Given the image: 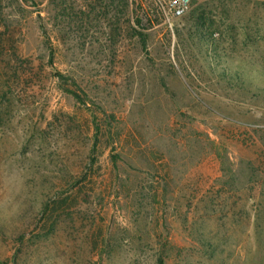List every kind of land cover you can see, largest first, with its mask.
Instances as JSON below:
<instances>
[{
  "label": "rangeland",
  "instance_id": "obj_1",
  "mask_svg": "<svg viewBox=\"0 0 264 264\" xmlns=\"http://www.w3.org/2000/svg\"><path fill=\"white\" fill-rule=\"evenodd\" d=\"M168 1L0 0V264H264V0Z\"/></svg>",
  "mask_w": 264,
  "mask_h": 264
},
{
  "label": "built area",
  "instance_id": "obj_2",
  "mask_svg": "<svg viewBox=\"0 0 264 264\" xmlns=\"http://www.w3.org/2000/svg\"><path fill=\"white\" fill-rule=\"evenodd\" d=\"M196 0H169L168 10L174 18H181Z\"/></svg>",
  "mask_w": 264,
  "mask_h": 264
},
{
  "label": "trees",
  "instance_id": "obj_3",
  "mask_svg": "<svg viewBox=\"0 0 264 264\" xmlns=\"http://www.w3.org/2000/svg\"><path fill=\"white\" fill-rule=\"evenodd\" d=\"M53 56H54V54L52 53V51H51V53H50V65L52 66L53 65ZM57 77H58V79L60 80V81H66L67 80V78L62 74V73H60V72H58L57 74ZM69 94H71V95H73L75 98H77L79 101H81V102H84V100H82V98H81V96L79 95V94H77L75 91H73V90H70V89H68V90H66ZM96 132H95V138H98V132L100 131L99 130V128L98 127H96ZM96 146H97V144H94V147H93V151H92V153H94L95 152V150H96ZM160 264H163V262H162V260L159 262Z\"/></svg>",
  "mask_w": 264,
  "mask_h": 264
}]
</instances>
